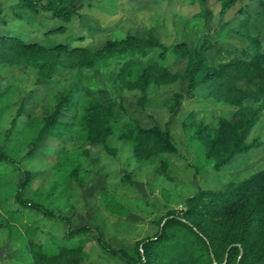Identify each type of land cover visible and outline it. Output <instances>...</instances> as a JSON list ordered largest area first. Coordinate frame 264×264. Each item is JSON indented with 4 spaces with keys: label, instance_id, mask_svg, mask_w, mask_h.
I'll return each instance as SVG.
<instances>
[{
    "label": "trees",
    "instance_id": "obj_1",
    "mask_svg": "<svg viewBox=\"0 0 264 264\" xmlns=\"http://www.w3.org/2000/svg\"><path fill=\"white\" fill-rule=\"evenodd\" d=\"M86 1L18 0L12 10L28 21L41 14L44 20L70 22L81 15ZM200 1L204 15L209 18L207 0ZM231 3L232 0H223L222 6L225 9ZM3 14L0 0V21L5 24L0 31L3 61L34 68L39 84H52L61 68L70 73L59 85L53 112L42 118L28 117L20 151L49 137L74 145L75 137L79 136L86 144L85 149L75 152L62 150L55 164L60 180L48 189L34 191H30V184L35 172L24 169L0 145L1 165L11 163L20 173L14 188V183L6 182L5 173L0 172V206L9 214L4 216L0 211V226L21 245L25 264H81L85 257L83 246L93 237L90 226L69 227L67 240L51 235L48 242L35 249V236H43V232L27 223L22 228L19 222L23 216L15 204L54 215L53 204L76 197L75 189L88 178L82 157L89 156L90 145L101 144L110 150L109 138L119 133L132 142L134 155L141 161L178 152L170 128H163L157 121L145 127L135 119L128 128L120 126L122 105L118 97L125 89L140 90L138 104L144 106L151 85L183 81L186 92L177 91L172 97L171 111L176 112L184 97H193L196 88L205 84L211 97L236 107V119L221 116L212 125L196 124L195 136L217 169L236 154L256 146V140L247 142L246 137L259 120V103L264 98V52L258 37L249 36L250 45L246 48L228 49L222 42L212 41L205 31L198 45L191 47L179 42L170 49L154 26L137 29L123 39L108 40L101 48L91 49L66 42L27 41L7 26ZM169 50L177 59H187L184 70L173 71L168 67ZM111 67L113 72L109 76ZM108 78H112L114 91L106 84ZM71 111L75 113L65 115ZM6 200L10 202L8 210L4 206ZM114 204L112 211L121 213ZM63 220L71 225L69 217L64 216ZM96 240L105 252L119 256L125 264H264V169L230 183L224 190H199L186 199L183 208H170L153 236L137 240L128 250L113 247L100 234Z\"/></svg>",
    "mask_w": 264,
    "mask_h": 264
},
{
    "label": "rangeland",
    "instance_id": "obj_2",
    "mask_svg": "<svg viewBox=\"0 0 264 264\" xmlns=\"http://www.w3.org/2000/svg\"><path fill=\"white\" fill-rule=\"evenodd\" d=\"M2 2V17L7 26L27 41L42 44L66 42L99 49L108 40L123 39L137 29L157 26L162 42L170 49L179 42L194 47L208 31L212 41L218 40L228 49L246 48L250 45L249 36L258 37L264 52V0H232L226 10L222 6L223 0H207L211 10L209 18L203 13L200 0H87L81 15L70 22L44 20L41 14L28 21L27 17H17L12 10L18 0ZM4 26L0 21V31ZM60 26L63 31L56 30ZM186 63L187 59H177L172 50L167 52L166 64L171 70H184ZM109 71L112 76V67ZM69 77L70 73L61 68L52 84H39L34 68L0 58V145L7 155L20 161L24 169L35 172L30 191L48 189L60 180L54 165L56 161L47 155H58L62 150L49 148V154H45L42 142L28 144L20 151L22 132L28 117L42 118L53 112L59 85ZM99 79L104 81L103 77L99 76ZM106 84L113 91L116 89L112 78L106 79ZM186 89L183 81L153 84L144 106L138 104L141 95L138 89H125L118 97L122 105L119 111L121 127L128 128L135 119L145 127L157 121L163 128H170L177 153H165L158 159L141 161L134 155L132 142L116 133L108 140L110 150L101 144L88 146L89 156L82 157L88 178L75 189L76 197L53 204L54 215L15 204L23 216L19 225L24 228L27 223L43 232V236H35V249L48 242L51 235L67 240L69 227L87 225L93 231V237L83 246L85 257L81 264H125L119 256L103 250L96 240L97 234L113 247L128 250L137 240L153 236L169 209L183 208L186 199L199 190H224L230 183L264 169V98L259 103V120L246 137L247 142L256 140V146L248 152L236 154L217 169L195 136L196 124L212 125L221 116L236 119V107L211 97L207 86L202 84L196 88L193 97H184L177 111L172 112L173 95L177 91L185 93ZM71 113L75 111L65 115ZM74 141L72 145L63 140L60 146L68 152L85 149L86 144L79 136ZM0 172L5 173L6 182L14 183V188L17 186L20 173L14 165H1L0 162ZM9 203L7 200L4 203L6 210L10 209ZM114 203L121 213L112 211ZM1 206L2 214L9 216ZM64 216L71 219L70 226L63 220ZM21 249V245L0 226L2 263L25 264Z\"/></svg>",
    "mask_w": 264,
    "mask_h": 264
},
{
    "label": "crops",
    "instance_id": "obj_3",
    "mask_svg": "<svg viewBox=\"0 0 264 264\" xmlns=\"http://www.w3.org/2000/svg\"><path fill=\"white\" fill-rule=\"evenodd\" d=\"M61 143L62 142H59V140H57V139H54V138H51V137H49V138H47L46 140H44V142H43V144H44V146H45V148H44V153L45 154H49V148H53V149H55V150H58V149H60V150H64L60 145H61ZM23 149V148H22ZM41 154V156H43V153L42 152H40ZM47 156H50V158H54V160L56 161V156H57V154H50V155H47ZM44 159H47V157H44ZM55 164H56V162H55ZM54 164V165H55ZM27 170H29V169H27ZM32 171V170H31Z\"/></svg>",
    "mask_w": 264,
    "mask_h": 264
}]
</instances>
